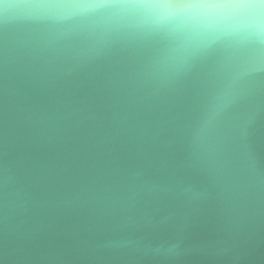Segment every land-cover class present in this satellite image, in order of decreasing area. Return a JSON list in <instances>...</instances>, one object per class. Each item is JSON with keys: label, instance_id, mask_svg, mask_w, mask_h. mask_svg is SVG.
<instances>
[{"label": "water", "instance_id": "obj_1", "mask_svg": "<svg viewBox=\"0 0 264 264\" xmlns=\"http://www.w3.org/2000/svg\"><path fill=\"white\" fill-rule=\"evenodd\" d=\"M0 264H264V0H0Z\"/></svg>", "mask_w": 264, "mask_h": 264}]
</instances>
